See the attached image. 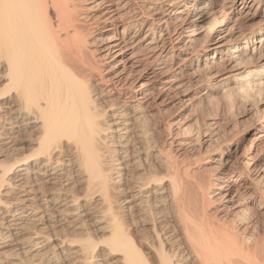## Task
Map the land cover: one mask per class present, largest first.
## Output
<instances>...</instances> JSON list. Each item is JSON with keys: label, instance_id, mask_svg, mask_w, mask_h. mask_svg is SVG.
Instances as JSON below:
<instances>
[{"label": "bare ground", "instance_id": "1", "mask_svg": "<svg viewBox=\"0 0 264 264\" xmlns=\"http://www.w3.org/2000/svg\"><path fill=\"white\" fill-rule=\"evenodd\" d=\"M226 94L255 105L224 144L153 136ZM208 148L209 177L178 161ZM263 176L264 0H0V258L264 264Z\"/></svg>", "mask_w": 264, "mask_h": 264}, {"label": "rangeland", "instance_id": "2", "mask_svg": "<svg viewBox=\"0 0 264 264\" xmlns=\"http://www.w3.org/2000/svg\"><path fill=\"white\" fill-rule=\"evenodd\" d=\"M257 19H259V18H257ZM227 96V97H226ZM218 98H213V100H215V101H213L212 100V98L203 106V108L201 107V108H199V106H192V107H185V109L182 111L181 109V107H182V105H178L179 103H177V104H174V105H170V106H168L167 107V109L164 111H162V112H160V113H158V114H156L153 118H151L150 119V123H149V126H151L150 128H151V130L152 129H154L153 131H152V133H153V136L156 138V139H158V138H160L161 137V134H160V130H161V128L160 127H162L161 125L167 120V119H169V117H171V116H173V115H175V114H177V113H179V112H181V115H180V120H183L184 119V117L186 116V118H187V116L188 117H190V119L189 118H187V119H189L190 120V122L189 123H191V125H190V129H191V131H199V130H203L204 128L202 127H200L199 129H198V127H199V123H196V119H199L200 120V118H202L203 116H204V118H207V117H213L216 121H217V127H216V129H215V132H216V137H217V139H219V141L217 140V142L215 143V146L216 145H218L219 144V142L221 143V142H223V144H224V142L225 141H227V140H230V139H232L233 138V136H235V135H237V131L239 130L238 128H240L241 127V124H242V121H243V118L241 117L243 114H244V109H247V107H251V105H255V102L254 101H252L251 103H249V104H245L244 105V102L243 103H241L240 104V106H237V104H236V101H234L233 100V98H231L232 96H228V94H226L224 97H225V99L224 98H221L220 96H217ZM223 97V96H222ZM229 100H228V99ZM220 99H221V101H220ZM232 101H231V100ZM217 101V102H216ZM227 101V102H226ZM234 101V102H233ZM231 102V103H230ZM254 103V104H253ZM244 105V106H243ZM179 108H178V107ZM184 106V105H183ZM207 106V107H206ZM213 107V108H212ZM181 108V109H180ZM211 108H212V110H211ZM238 108V109H237ZM200 109H202V110H200ZM201 111V112H200ZM203 111H205V112H203ZM162 114V115H161ZM164 114V115H163ZM206 114V115H205ZM207 116V117H206ZM157 117V118H156ZM158 118H159V120H158ZM165 120V121H164ZM156 121V122H155ZM195 122V123H194ZM237 122V123H236ZM239 123V124H238ZM197 124H199V125H197ZM195 125V126H194ZM155 126V127H154ZM159 126V127H158ZM233 126H235V127H233ZM192 127V128H191ZM197 127V128H196ZM236 129V130H235ZM236 133H235V132ZM30 132H33V131H29V132H27V133H25V134H20L21 136H19L17 139L19 140V141H21V142H23V140H26L27 138H28V136H26V134L28 135V134H31V135H33L34 134V132L33 133H30ZM26 136V137H25ZM26 139H25V138ZM22 139V140H21ZM221 140V141H220ZM210 148V147H209ZM208 148V150H204V153H202V154H199V155H201V157L199 156V159L197 160V158L196 157H198V155H196V156H193V154H197V150L196 151H188V153H187V155H190V157L189 158H181V159H178V161L180 160V161H182V162H187V163H189L190 164V166H195V167H197L199 170H198V173L197 174H199V176L200 177H205V176H211V174H214L215 173V171H216V169L218 168L217 167V165L213 162V161H207V160H209V155H210V149ZM258 151V149H256V151L254 150V152H253V154H255V152H257ZM180 158V157H179ZM195 158V159H194ZM201 158V159H200ZM189 159V160H188ZM188 160V161H187ZM194 162V163H193ZM202 171V172H201ZM203 173H204V175H203ZM208 176V177H209ZM260 182V184H259V186L260 187H262L263 189H264V176L259 180ZM77 183H78V181L76 180V184H75V186H76V189H79L81 186V184L79 185H77ZM91 201V200H90ZM89 200L87 201V202H85V204H88V206L87 207H89L90 208V210L92 211L93 210V212L96 214L98 211H100V209H101V206H100V204H97L96 202H95V204H93L94 203V201H91L90 202ZM94 205V206H93ZM93 206V207H92ZM99 206V207H98ZM96 207H97V209H96ZM97 212H96V211ZM94 214V215H95ZM98 214V213H97ZM59 232V233H58ZM58 232H57V234L58 235H61L62 234V232L63 231H61V230H58ZM72 231L71 230H68L67 231V234H72L71 233ZM64 234V233H63ZM8 256V255H7ZM6 256V258L5 257H1V258H4L3 260L0 258V260H1V262H0V264H26L27 263V261L25 260V259H23V258H20L21 259V261H23V262H21L20 260H19V258L17 259L16 257L15 258H12L13 256H9V257H7ZM9 260H8V259ZM112 260L111 261H114L113 262V264L115 263V264H118V262H116L115 260H116V256H113L112 258H111ZM5 260V261H4ZM20 262H19V261Z\"/></svg>", "mask_w": 264, "mask_h": 264}]
</instances>
